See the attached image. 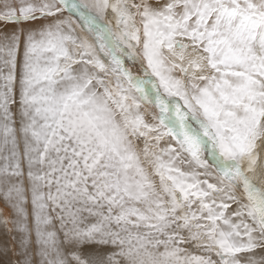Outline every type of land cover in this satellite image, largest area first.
I'll return each mask as SVG.
<instances>
[{
    "label": "snow or ice",
    "instance_id": "1",
    "mask_svg": "<svg viewBox=\"0 0 264 264\" xmlns=\"http://www.w3.org/2000/svg\"><path fill=\"white\" fill-rule=\"evenodd\" d=\"M3 264H264V0H0Z\"/></svg>",
    "mask_w": 264,
    "mask_h": 264
},
{
    "label": "bare ground",
    "instance_id": "2",
    "mask_svg": "<svg viewBox=\"0 0 264 264\" xmlns=\"http://www.w3.org/2000/svg\"><path fill=\"white\" fill-rule=\"evenodd\" d=\"M2 206V205H0ZM6 236H5V233H4V230L2 228H0V246H3V244L5 243L6 241ZM0 264H3V261L2 259H0Z\"/></svg>",
    "mask_w": 264,
    "mask_h": 264
}]
</instances>
